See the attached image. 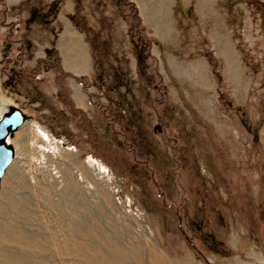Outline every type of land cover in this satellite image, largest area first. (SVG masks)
Masks as SVG:
<instances>
[{"label":"rangeland","instance_id":"obj_1","mask_svg":"<svg viewBox=\"0 0 264 264\" xmlns=\"http://www.w3.org/2000/svg\"><path fill=\"white\" fill-rule=\"evenodd\" d=\"M75 2L95 48L86 111L58 5L0 18V94L31 115L1 182L0 264H264V0H175L174 25L149 5L141 63L128 0Z\"/></svg>","mask_w":264,"mask_h":264},{"label":"crops","instance_id":"obj_2","mask_svg":"<svg viewBox=\"0 0 264 264\" xmlns=\"http://www.w3.org/2000/svg\"><path fill=\"white\" fill-rule=\"evenodd\" d=\"M29 0H0V18L2 15L8 18L16 17L13 15L15 11L17 16L25 18L27 15V8H21ZM55 2L56 0H30ZM139 8L142 24L151 38L154 33L153 21L148 17L146 7L153 5L152 19L166 14L167 21L174 25L175 18V0H132ZM161 1L162 8L159 10L157 5ZM150 5V6H149ZM59 11L55 15V24L59 25L55 39V50H57L61 68L65 75L68 76L69 96L76 108L81 110H88L91 107V96L83 88L79 78H93L95 73L94 58L91 44L87 39L85 32L80 30L73 23L71 16L76 13L75 0H65L58 6ZM161 11V12H160ZM13 21V20H12ZM3 25V24H2ZM153 41V39H152ZM157 45L153 41L152 49L155 50ZM1 77V76H0ZM49 85V84H48ZM49 87V86H48ZM0 101L5 108L14 104L12 99L7 98L2 93L0 94ZM7 227V226H6ZM8 228V227H7ZM9 236L5 235V242L9 245L11 241V230Z\"/></svg>","mask_w":264,"mask_h":264},{"label":"water","instance_id":"obj_3","mask_svg":"<svg viewBox=\"0 0 264 264\" xmlns=\"http://www.w3.org/2000/svg\"><path fill=\"white\" fill-rule=\"evenodd\" d=\"M0 190L1 182L9 166L14 162L16 148L10 141V137L31 119V115L24 112L20 107L11 106L8 110L3 111L0 106ZM11 142V143H10Z\"/></svg>","mask_w":264,"mask_h":264},{"label":"trees","instance_id":"obj_4","mask_svg":"<svg viewBox=\"0 0 264 264\" xmlns=\"http://www.w3.org/2000/svg\"><path fill=\"white\" fill-rule=\"evenodd\" d=\"M60 2H63V0H56L54 2L55 5H60ZM78 4L80 3L79 1H77ZM128 5L131 6V10L133 11V15H132V22H131V18L130 15L128 17H126L127 15H124V13H122L120 17V19H122L121 21L125 22L127 24V32H128V27L130 28V30L133 32V35L136 36H144L146 38V40L148 41V44L145 45L144 43H141L140 47H139V55H138V60L141 63L143 58H151L152 54H151V39L149 38V36H145V34L143 35V33L141 34L140 31L141 29H143V24H142V20L141 17L139 16L138 13V8L136 6V4L134 2H132V0H128ZM77 4V6H79ZM126 5V4H125ZM77 11H79L78 8H76V13L73 14L71 16V19L73 21V23L75 24V26H77L80 30H82L83 32H85L87 39L89 40L90 44H91V48H92V52H93V58H94V68H95V73H96V62H95V48L92 44V39H91V34L89 33V31H91V29L88 27V22L86 20H84L85 18V13L83 10L81 11V13H77ZM90 13V12H89ZM87 13V14H89ZM82 19V20H81ZM134 29V30H132ZM144 30V29H143ZM126 34V33H124ZM93 38V37H92ZM148 46V47H147ZM70 98V97H69ZM71 101V99H70ZM72 103V101H71ZM73 104V103H72Z\"/></svg>","mask_w":264,"mask_h":264},{"label":"bare ground","instance_id":"obj_5","mask_svg":"<svg viewBox=\"0 0 264 264\" xmlns=\"http://www.w3.org/2000/svg\"><path fill=\"white\" fill-rule=\"evenodd\" d=\"M3 109V108H2ZM0 116H1V114H0Z\"/></svg>","mask_w":264,"mask_h":264}]
</instances>
